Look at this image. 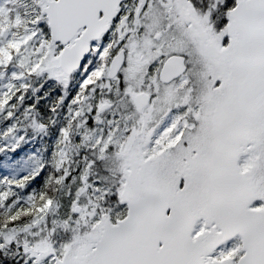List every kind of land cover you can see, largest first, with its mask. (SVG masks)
I'll list each match as a JSON object with an SVG mask.
<instances>
[{"label":"snow or ice","instance_id":"1","mask_svg":"<svg viewBox=\"0 0 264 264\" xmlns=\"http://www.w3.org/2000/svg\"><path fill=\"white\" fill-rule=\"evenodd\" d=\"M0 264H264V0H0Z\"/></svg>","mask_w":264,"mask_h":264}]
</instances>
